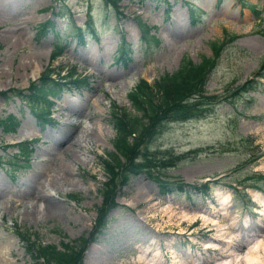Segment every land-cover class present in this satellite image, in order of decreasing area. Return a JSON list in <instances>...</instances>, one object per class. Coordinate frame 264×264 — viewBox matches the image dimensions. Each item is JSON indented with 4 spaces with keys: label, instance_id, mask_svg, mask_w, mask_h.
Here are the masks:
<instances>
[{
    "label": "rangeland",
    "instance_id": "rangeland-1",
    "mask_svg": "<svg viewBox=\"0 0 264 264\" xmlns=\"http://www.w3.org/2000/svg\"><path fill=\"white\" fill-rule=\"evenodd\" d=\"M183 1L186 17L182 0H117V7L104 0H0V119L11 114L16 120L11 130L0 124V243H8L0 264H42L26 252L16 231L57 245L84 237L78 264H244L247 247L264 238V177L243 180L257 172L264 176V81L257 78L264 75V0H245L256 12L238 0ZM62 5L69 16L54 13L65 11ZM47 19L50 24L43 23ZM73 25L81 26L83 42L72 35ZM220 38L218 49L210 50L209 41ZM121 40L128 48L123 60L115 56ZM53 45L60 49L52 55ZM34 53L42 64L29 76L26 62ZM209 55L215 60L203 85L214 94L209 108L168 121L143 140L171 163L163 177L189 185L215 180L207 182L208 195L188 185L161 193L139 171L126 184L116 182L117 205L96 226L100 186L108 175L99 158L112 149L111 104L130 110L125 93L138 77L152 84L183 58ZM47 67L52 76L71 71L84 81L58 91L49 105L51 118L40 121L13 91H25ZM57 127L60 141L52 135ZM86 131L92 132L88 140L81 136L80 144H67ZM21 139H31L30 149L18 162L10 154ZM9 158L19 165L1 163ZM55 163L64 164L69 176L53 197L57 210L25 217L22 203L13 201L17 183L44 175ZM244 196L249 208L241 205ZM213 217L224 226L221 232ZM256 252L264 260V247Z\"/></svg>",
    "mask_w": 264,
    "mask_h": 264
},
{
    "label": "trees",
    "instance_id": "trees-1",
    "mask_svg": "<svg viewBox=\"0 0 264 264\" xmlns=\"http://www.w3.org/2000/svg\"><path fill=\"white\" fill-rule=\"evenodd\" d=\"M104 1L117 7V0ZM238 1L242 5L247 4L245 0ZM56 13L64 14L65 12L58 10ZM42 27L40 26L41 29ZM142 30V36L146 39V32ZM72 34L79 41L81 40L82 33L78 26L74 25ZM219 42L221 38L210 40V50L215 52ZM124 47L122 46L123 52H125ZM124 56L127 58V54L120 56L122 60ZM214 61L212 55L200 57L198 61L183 58L176 69L161 76L159 81L152 84L145 78L138 77L125 93L130 110L111 104L108 119L113 129L112 149L104 157L99 158L101 167L108 175L107 180H104L100 186L102 204L98 206L101 210L97 213L99 216L95 220L96 226L100 224L103 226L107 209L117 205L112 198L116 182L126 184L130 176L139 171H144L155 180L161 193L173 188L182 189L183 183L174 184L172 181L165 180L162 176L163 167L171 163L165 160L164 155H156L158 153L156 149L148 150L147 144L143 146V140L161 131L168 121L183 120L209 108L208 102H211L212 97L203 94V85ZM53 71V68L47 67L35 80L29 82L25 91L22 89L13 91L27 103L31 112L39 120L50 119L48 114L51 98L66 86V82L76 83L82 80L80 76L72 77L71 71L65 75H59L56 72L55 76H52ZM63 78L66 79L62 81ZM0 124L3 130H10L14 128L16 120L13 115L8 114L0 119ZM141 145L142 149L139 147ZM17 147L19 151L13 156L25 157L28 153L27 144L20 142ZM202 188L205 189L206 184H203ZM70 199L75 198L70 197ZM16 232L24 240L26 252L32 258L41 260L42 264H78L82 247L86 242L84 237H78L76 240L65 241L57 245L53 242L43 243L36 236L29 237L22 232Z\"/></svg>",
    "mask_w": 264,
    "mask_h": 264
},
{
    "label": "bare ground",
    "instance_id": "bare-ground-1",
    "mask_svg": "<svg viewBox=\"0 0 264 264\" xmlns=\"http://www.w3.org/2000/svg\"><path fill=\"white\" fill-rule=\"evenodd\" d=\"M173 19H176L177 23H179L182 20L180 16L173 17ZM40 55L41 54L39 53L37 54L34 53V58L31 56L29 57L30 59L28 58V61L26 63L30 65V70L27 72L29 76H34L37 73V71L41 68L42 61L40 62L41 60ZM34 59H37V60L35 61ZM22 62L24 65H26L24 61ZM59 130H60V127H57L52 132L53 137L56 138L58 141L62 139V134L61 132H59ZM91 135H92V132L90 133H88L87 131L84 133L82 132L81 134H79V136H77V138H75L74 141H71L67 144L71 145V143L73 142V144L78 145L79 143L78 139L81 136L83 137V139L88 140L91 137ZM63 165L64 164L62 163H58V165L55 163L53 167L49 169V172L47 171L44 175L28 176L27 178L17 183L18 189L16 191L15 197L13 198V201L14 203L15 202L22 203L21 212L25 217H31L34 219L37 214L51 215L55 212V210H57L56 206L54 207L55 204L54 205L52 204V202L54 203L53 197L55 196V192L59 190L60 188L59 186H61L62 183L68 180L69 178V176L67 175V172H65L66 168ZM39 177L41 178L44 177V178L39 180L38 179ZM209 220L211 224L216 225L217 229L220 230L219 232H221L224 226L221 224L218 225L214 217L210 218ZM256 228H258L257 225H256ZM6 244H8L6 241H1L0 254H2L5 250L8 249ZM260 245L264 247V238L258 240L256 245L254 246L251 245L247 247L246 253L244 257L242 258L243 259L242 261L244 262V264H264V260L262 259V257H259V255H255L257 253L256 247Z\"/></svg>",
    "mask_w": 264,
    "mask_h": 264
}]
</instances>
